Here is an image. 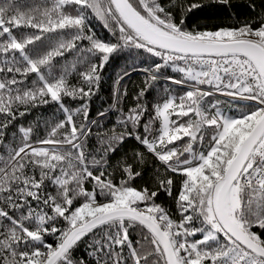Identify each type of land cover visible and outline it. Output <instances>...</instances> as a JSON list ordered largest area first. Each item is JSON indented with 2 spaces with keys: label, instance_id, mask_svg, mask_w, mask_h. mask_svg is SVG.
<instances>
[{
  "label": "snow or ice",
  "instance_id": "snow-or-ice-1",
  "mask_svg": "<svg viewBox=\"0 0 264 264\" xmlns=\"http://www.w3.org/2000/svg\"><path fill=\"white\" fill-rule=\"evenodd\" d=\"M0 264H264V0H0Z\"/></svg>",
  "mask_w": 264,
  "mask_h": 264
},
{
  "label": "trees",
  "instance_id": "trees-1",
  "mask_svg": "<svg viewBox=\"0 0 264 264\" xmlns=\"http://www.w3.org/2000/svg\"><path fill=\"white\" fill-rule=\"evenodd\" d=\"M97 28H100V25H96ZM105 35H107V33L105 32ZM108 71H111V69H109ZM142 79V76L139 74H133L132 76V82L135 83H139V81ZM131 87V84L129 85ZM107 85H104V91H103V96L107 99V97L109 96V92L107 91ZM151 98V97H150ZM110 102V101H108ZM100 102L97 101V104H99ZM104 106L106 107L107 104L105 103ZM96 105H94V109H95ZM29 119H31V117H29ZM112 119H114V117H112ZM106 126H111L110 124L106 125ZM165 202L167 203V200L165 199Z\"/></svg>",
  "mask_w": 264,
  "mask_h": 264
}]
</instances>
